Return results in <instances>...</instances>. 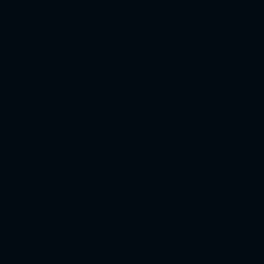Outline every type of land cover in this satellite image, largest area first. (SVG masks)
I'll list each match as a JSON object with an SVG mask.
<instances>
[{
    "label": "water",
    "instance_id": "water-1",
    "mask_svg": "<svg viewBox=\"0 0 264 264\" xmlns=\"http://www.w3.org/2000/svg\"><path fill=\"white\" fill-rule=\"evenodd\" d=\"M0 264H264V0H0Z\"/></svg>",
    "mask_w": 264,
    "mask_h": 264
}]
</instances>
